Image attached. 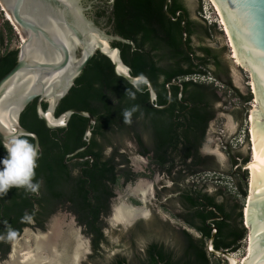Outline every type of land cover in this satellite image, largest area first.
Wrapping results in <instances>:
<instances>
[{
  "label": "trees",
  "instance_id": "16d2710c",
  "mask_svg": "<svg viewBox=\"0 0 264 264\" xmlns=\"http://www.w3.org/2000/svg\"><path fill=\"white\" fill-rule=\"evenodd\" d=\"M90 1L95 22L110 27L109 33L130 42H112V46L121 50L132 76H146L152 82L157 93L155 105L168 104L169 90L172 101L166 109H155L146 85L134 87L118 77L112 62L97 52L56 110V116L70 109L87 111L96 120L92 125L90 145L78 153L79 158L91 155L93 162H76L75 167L67 166L64 161L67 155L87 146L84 137L88 118L73 115L67 129L51 130L38 118L35 102L29 104L21 117V125L35 132L40 140L41 154L34 178V183L39 181L40 184L38 204L42 212L36 218L39 226L43 227L52 206L69 202L71 210L88 229L85 232L92 238L94 258L101 262L98 264H134L121 254L105 261L101 245H108V237L103 231L105 224L100 215L108 211V200L113 196L110 185L135 177L130 158L121 152L124 141L135 138L141 154H151L152 163L163 169L168 179L179 184L175 191L179 193L180 218L194 225L200 234L197 238L185 230L180 231L176 239L164 245V249L155 243L149 244L142 256L134 255L135 264H228L223 258L209 253L206 245L214 227L217 228L215 250L237 252L246 240L248 232L243 210L248 173L242 168L249 162V156L228 145L226 154L230 158V170L221 173L219 166L213 164V169L206 171L229 177L236 193L220 189L216 194H210L206 186L198 182L205 172L199 167L209 161L201 156L200 150L210 123L218 113L216 106L228 92L231 93L228 102L232 99L239 102L240 107L236 110L241 124L247 118L253 95L234 86L226 58L229 48L225 45L214 47L210 42L223 35V31H219L216 23L209 25L202 17V0H197L200 18L192 17L187 0H171L167 10L176 20L165 14V0ZM15 37L13 26L8 20L3 21L0 27V80L17 64L19 48L10 49ZM202 78L213 81L202 82ZM179 84L183 86L182 90ZM42 107L46 109L47 103ZM133 108L136 110L132 112L130 123H125L123 112ZM58 134H63L60 143L54 140ZM24 139L34 144L32 138ZM247 142L249 136L246 133L245 144ZM110 145H113V151L107 157L105 151ZM80 166L86 168L74 175L72 169ZM190 176L193 183H187ZM87 182L94 192L93 199L88 196ZM219 197L223 199L219 201ZM31 207L32 203L24 197L8 209L21 214ZM17 220L9 221L8 227ZM24 226H28L27 220ZM131 249L135 251V248Z\"/></svg>",
  "mask_w": 264,
  "mask_h": 264
},
{
  "label": "water",
  "instance_id": "95a60500",
  "mask_svg": "<svg viewBox=\"0 0 264 264\" xmlns=\"http://www.w3.org/2000/svg\"><path fill=\"white\" fill-rule=\"evenodd\" d=\"M170 1L165 0L163 9L171 20H176L167 10ZM209 1L217 6L232 48L240 60L239 66L247 70L255 87V93L252 91L253 102L257 105L252 127L255 162L250 166L252 190L249 202L247 198L250 195V171L247 165L252 160L251 152L249 162L243 165L249 175L247 201L245 199L244 206L247 214L244 209L243 220L248 230V243L251 236V250L243 264H264V0ZM0 3L12 18L13 23H9L15 30H19L23 38L18 50L17 64L0 80V104L8 96L12 85H29L26 90L22 89L20 94L15 93L10 98L11 103H15V109L10 128L0 121L2 144L12 136L32 138L37 159L39 158V136L23 128L19 120L25 108L36 100L38 118L48 129H66L73 115L88 118L84 137L87 146L78 149L72 156L85 151L91 143L92 125L96 123L94 116L78 109H70L56 116V110L97 52L112 62L118 77L134 87L146 85L150 92V103L155 109L163 110L170 105V90L168 104L157 106V93L152 82L146 76L131 75V68L124 63L121 50L112 46V42H130L109 33L103 24L98 25L95 22L90 0H0ZM223 32L229 45V37L224 30ZM184 34L186 35L185 30ZM229 47L231 48L230 45ZM35 50L41 52L37 57H33ZM179 86L182 90L183 86ZM43 102L47 103L46 109L42 107ZM253 110L254 106L251 112ZM248 123L251 127L249 118ZM251 145L250 136V151ZM216 233L217 228L214 227L213 235L206 245L208 252L232 264L236 260L234 256L237 252L215 250L213 243ZM235 264H240L239 260Z\"/></svg>",
  "mask_w": 264,
  "mask_h": 264
},
{
  "label": "flooded vegetation",
  "instance_id": "af4514ba",
  "mask_svg": "<svg viewBox=\"0 0 264 264\" xmlns=\"http://www.w3.org/2000/svg\"><path fill=\"white\" fill-rule=\"evenodd\" d=\"M102 26L107 31L111 30L110 27H106L104 25ZM34 102L36 104V113H37V101L35 100L31 103H34ZM25 110L22 112L20 116V119H19L20 125H21V117L23 113L25 112ZM58 130H62V129H58ZM208 132H209V129H208ZM208 132H207V137H208ZM92 137L93 136H91V139ZM62 138H63V134H58V136H56L54 140L55 142L60 143ZM206 141H207V138H206ZM206 141L204 145L206 144ZM130 142L133 144L135 148L134 154L139 156L140 158H145L148 164L147 166H145V169L143 170V172L139 173L135 170L132 163H130L131 170L133 174L135 175V177L129 181L122 179L119 181L118 184L110 185V187L112 188L113 196H111L108 200L109 208H108L107 213H101L100 215V220L103 221L105 224V228L103 229V231H105L106 237H108L106 234V231H128V233L124 236L125 240L130 243V248H135L136 252L134 251L133 255H136L137 253V255H140V256H142L143 253L145 252V248L149 244H152V243L160 245L164 249V245L167 246L169 242L176 239L178 237L177 234L180 231L185 230L189 232L190 234H192L194 237L198 238L200 234L197 232L195 226L192 224L186 223L180 218V214L182 213V211H181L180 206L177 203V198L179 196V193L175 191L177 189V186H179V184L168 179V177L164 174V170L161 169L156 164L152 163L149 157L151 154L148 156H143L141 154L139 143L135 138L130 139ZM143 142L146 144L145 137L143 138ZM204 145L201 148L200 153L203 158L208 159L209 161L202 167H199V169L201 168V170L205 171L204 173H206V172H210L206 170L213 169L212 168L213 164H216L219 166V162L214 156L206 155L204 153L203 151ZM228 145L232 146L230 143H226V147H225L226 150H227ZM112 147L113 145H110L106 149L105 155L107 157L111 155L113 151ZM40 150H41V147H40ZM40 154L41 152H39V158L37 159L36 163H38L40 159ZM72 155L73 153L67 155L65 158L64 162L67 164V166L75 167L74 164L76 162L89 161L90 164H92L93 162V157L89 154L83 158H79L78 154L76 156H72ZM6 156H7V152L4 149L3 144L0 140V159L5 158ZM229 163H230V158L228 157V164ZM83 168H86V167L80 166L77 169H72L73 174L75 175L77 173H82ZM89 169H92V167L89 166ZM219 171L221 173L225 172V170L220 166H219ZM156 173L162 177V180L160 182L157 181L156 184H154V186L151 188L149 195L147 196V199L150 197L153 198L154 205H152L147 199L145 201L142 200V194L140 193L134 194L133 191H135L138 185L145 183L143 181H146V180H143V179H149L152 177V175H155ZM164 176L168 179V181H170L171 187H168L167 184H164ZM191 177L192 176L189 177V179L187 180V183L194 182V180H192ZM89 185L90 183L87 182L86 189L88 191V196L91 199H93L94 192L90 188ZM120 187L124 188L122 193L118 189ZM15 189H20V190L15 192ZM167 192H168V195H166ZM23 194H26V195L21 196ZM40 196L41 195H40L39 188L35 193L31 191H26L23 188H11L7 193L0 194V264H13L11 261H14V259L12 258L13 256H15V253L17 251L20 252L19 254L21 256L22 250L20 249L18 250V247H19L18 243L23 240V235L25 233L31 232V234H34V239H35V236L37 233H46L47 231H49L51 229L52 223L56 219H59L65 223H68L71 220V222L69 223L75 222V225L80 226L82 231H88L87 227L81 224V222L79 221V216L71 210V203L69 202H65V204H59L58 206H52L50 209L51 213L46 218V221L44 222L43 227L39 226L36 218H39L42 212L38 204V201L40 200ZM164 196L167 201L166 203L164 202L165 200ZM24 197H26V199L30 203H32V207L27 209L26 211H23V213L21 214L10 212L8 207L15 201L17 202L22 201ZM122 199L130 200V206H132L133 208H137V209H145L146 212L132 219L130 222H126V223L117 222L114 219V216L116 213L115 211L121 205L120 202ZM168 203L169 204L173 203L171 205L173 208L172 207L170 208L174 210L175 214H173L171 211H169V208H167ZM164 209L171 214L173 219L164 218ZM62 211H65L66 213L63 218L59 217ZM12 219H18V220L12 227H8V223ZM25 220L28 221V226H24ZM173 220H176L177 222H174ZM208 222H212V221L208 220ZM69 223L68 225L64 227L60 225L61 230L66 231V232H63L64 235L62 234L60 241L62 245L61 247L68 249L67 255L71 254L70 253L71 248H72L71 240L73 238L71 235L72 230H71V227L69 226L70 225ZM67 231H70V233H68ZM88 237L90 238L91 254L89 256V262L86 261L83 264H98V260L94 258L95 253L93 251L92 238L90 236ZM107 246L110 247L109 241H108V245L106 246L101 245V249L103 252L105 250L104 248ZM115 250L117 249L114 248V251ZM84 253L82 254V257ZM116 255L117 254H114L113 257H115ZM113 257H111V259ZM134 258L135 257L133 256L132 260L134 261V264H135L136 260Z\"/></svg>",
  "mask_w": 264,
  "mask_h": 264
},
{
  "label": "rangeland",
  "instance_id": "374dc122",
  "mask_svg": "<svg viewBox=\"0 0 264 264\" xmlns=\"http://www.w3.org/2000/svg\"><path fill=\"white\" fill-rule=\"evenodd\" d=\"M187 3H188L189 11H190L192 17L200 18L199 14H198L199 7H200L199 2L197 0H187ZM1 9H2V7L0 6V27L2 26L3 21L7 20L5 17L4 11ZM201 14H202V17L206 19V21L209 25L216 23L219 31H223V27L220 24L219 14L216 11V8H214V6L210 3L209 0H202ZM13 30L15 32L16 37L12 41L10 49H16L18 46V43L16 42L18 39V36L16 34L14 27H13ZM210 42H211L212 46H214V47L225 45L229 48V55H227L226 58L229 60L231 79L233 81L234 86L237 87L243 93H247L248 91L252 93L253 90H252V87L250 85L251 80L249 79V74H248L246 69L240 68L239 62L234 58L233 53H231V49L228 45L225 33L223 32V35H221V36L218 35L214 40L212 39ZM200 80L202 82H205V81L206 82H212L213 81L212 79H203V78ZM215 84L217 86H219L221 89H223V86L220 85L219 83L216 82ZM219 94L223 96L222 92H219ZM228 96L229 97L231 96L230 92H228V95L223 98V101L221 103L217 104V106H216L218 113L216 115L215 120H213L210 123L207 141H206V144L204 145V148H203L204 153L206 155L214 156L217 159V161L219 162V166L222 167L225 171L230 170V166L228 164V156L226 154V149H225L226 143H230L232 145L233 149H235V150L240 149L241 152L245 156H249V158H250V152H251L249 150V143L247 142L245 144V138H246V133H247L249 136V139H250L251 127L248 123V118L250 117V121H251L252 116H250V114L248 113L247 118L245 120H243V122L241 124L240 119L237 118L238 110H236V109H239V107H240L239 102L236 99H232L230 102H228ZM252 106H255L253 101L250 103L249 112H251ZM121 152L123 154L127 155L131 159V163L137 172H139V173L143 172V170L145 169V166H147L148 162L146 161L145 158H140L139 156L134 154L135 148L129 140L124 141V146L122 147ZM242 169L244 170V168H242ZM248 177H249V175H248ZM143 180H146L143 182L149 184L152 188L154 186V184H156L157 181L160 182L162 180V177L156 173L155 175H152L151 178L143 179ZM198 182L203 183V185L206 186V190L210 194H216V192L220 189H222L225 192L231 191L232 194L236 193L235 188L233 187L232 180L225 175L223 176V175H219V174L206 172L199 177ZM164 184H167L168 187H171L170 181H168V179L165 176H164ZM118 189L120 190L121 193L124 190L123 187H120ZM247 189H248V182H247ZM166 195H168V192L166 193ZM164 199H165V196H164ZM222 199H223L222 197H219V201H221ZM238 199L243 201L241 198H238ZM147 200L150 202V204L154 205V201H153L152 197L148 198ZM164 202L165 203L167 202L166 199L164 200ZM120 204L130 206V200L122 199ZM172 204L173 203H171V204L168 203L167 208H169V211H171L173 214H175L174 210L170 208V207H172L171 206ZM244 204H245V200H244ZM65 214H66L65 211H62L61 214L59 215V217L63 218ZM164 218H170V219L172 218L173 219L171 214L169 212H167L165 209H164ZM57 220L59 221V224L62 227L68 225V223L71 222V220L68 223H65L59 219H57ZM173 221L177 222L176 220H173ZM61 222H62V224H61ZM69 224H70L69 226L71 227V230H72L71 235L73 237L71 240V244H72V248L70 251L71 254L67 255L68 249H65V254L63 257L62 264H73L71 261L72 260L71 256H73V252H74V249L76 246V242L79 239L81 240V242L84 245V252L85 253H84L83 257L80 259V262L78 264H83L86 261L89 262V256L91 254V252H90V238L88 237V235L86 234L85 231H82L80 226L75 225V222H72ZM244 226H245V223H244ZM245 228L247 229L246 226H245ZM62 232H66V231H62ZM67 232L70 233V231H67ZM247 232H248V230H247ZM127 233H128V231H106V234H107L108 239H109L108 241H109L110 247L107 246L104 248L105 250H104L103 254L105 257V261L110 260L111 257L114 256V254H121L122 256H125L130 261H132L133 256H134L133 255L134 251H132V249L128 245L127 241L125 240L124 236ZM38 234H40V233H37L36 235H38ZM34 242H35L34 234H31V232L25 233L23 235V240L18 243V245H19L18 250L19 249L22 250L21 253L23 254V253L27 252L28 250L34 248ZM247 246H248V243L245 240L242 244L241 249L237 251L235 256L239 259V261H241V259H243V257L246 258L247 254H248ZM114 248L117 250L114 251ZM103 262H104V260H103ZM98 263H101V262L98 261Z\"/></svg>",
  "mask_w": 264,
  "mask_h": 264
},
{
  "label": "bare ground",
  "instance_id": "6f19581e",
  "mask_svg": "<svg viewBox=\"0 0 264 264\" xmlns=\"http://www.w3.org/2000/svg\"><path fill=\"white\" fill-rule=\"evenodd\" d=\"M0 6L2 7L1 3ZM214 8H216V11L219 14V18H220V24L223 27V30L227 33L228 37L229 34L227 32L226 26L224 24V21L222 19V16L217 8L216 5H213ZM4 11V13H6V19L8 21H12V18L10 17V15L5 11V9L2 7V9ZM16 31L19 32V30L16 28ZM21 35V34H20ZM229 41V45L231 46V50L233 51V55L234 58L239 62L240 64V60L236 55V52L234 51V48H232V42L230 41V37L228 39ZM107 46V43L105 44ZM69 49L71 47H68ZM41 52L39 50H35L33 57H37L38 55H40ZM114 57V55L112 56ZM34 78V76H32ZM252 90L255 93V87H254V83L251 81L250 83ZM29 87V85L24 86V85H12V87L9 90V94L8 96L5 98V100L0 104V121L8 128L11 127V119H12V115L14 113V109H15V103H11L12 101H10V98L14 96L15 93L20 94L23 90H26ZM20 97H18L19 99ZM254 103V102H253ZM255 104V103H254ZM256 106V107H255ZM254 106V110L251 112V156H252V160L248 163L247 168L250 171V195L247 198L248 202L250 201V196H251V190H252V173H251V169L250 166L252 163L255 162V151H254V144H253V137H252V127L254 124V112L257 109V105L255 104ZM250 120V117H249ZM230 123V122H229ZM151 191V186L148 185L147 183H142L140 185L137 186V188L135 189L134 194H142V200L145 201L147 199L148 194ZM246 199V201H247ZM118 207V206H117ZM245 209V214H247V208ZM115 216L114 219L117 222H121V223H126V222H130L132 219L136 218L137 216L144 214L146 211L145 209H137V208H133L132 206H126V205H121L117 208V210L115 211ZM128 225V224H127ZM63 232L61 230V226L59 224V221L56 219L52 225H51V229L49 231H47L46 233H40L38 235L35 236V242H34V248L28 250L27 252L21 254L20 256V252H16L15 256H13L12 259H14V261H11L13 264H62L63 261V257L65 254V248L61 247V236H62ZM64 235V234H63ZM64 237V236H63ZM77 240V239H76ZM248 243V241H247ZM247 250H248V254L250 255V250H251V236H250V241L248 243L247 246ZM84 253V245L81 242V240H77L76 242V246L73 252V256L72 257V263L73 264H77L79 262V260L82 257V254ZM236 260H234L232 262V264L237 263V260H239L236 256H234ZM247 257V256H246ZM11 259V260H12ZM246 258L243 257V259H241L240 264L245 263ZM65 260V259H64ZM249 260V258H248ZM247 260V261H248ZM64 263V262H63Z\"/></svg>",
  "mask_w": 264,
  "mask_h": 264
},
{
  "label": "clouds",
  "instance_id": "9594fccd",
  "mask_svg": "<svg viewBox=\"0 0 264 264\" xmlns=\"http://www.w3.org/2000/svg\"><path fill=\"white\" fill-rule=\"evenodd\" d=\"M125 110L123 118L125 123H130L132 112ZM7 156L0 159V194L7 193L11 188H23L35 193L40 184L33 182L37 167V152L29 140L12 136L3 144Z\"/></svg>",
  "mask_w": 264,
  "mask_h": 264
},
{
  "label": "built area",
  "instance_id": "2783aa9c",
  "mask_svg": "<svg viewBox=\"0 0 264 264\" xmlns=\"http://www.w3.org/2000/svg\"><path fill=\"white\" fill-rule=\"evenodd\" d=\"M3 12V11H2ZM5 16H6V14H5ZM16 31V30H15ZM16 34H17V36H18V39H17V43H18V46H17V49L22 45V43H23V38H22V36L18 33V31H16Z\"/></svg>",
  "mask_w": 264,
  "mask_h": 264
},
{
  "label": "snow or ice",
  "instance_id": "6c2138e0",
  "mask_svg": "<svg viewBox=\"0 0 264 264\" xmlns=\"http://www.w3.org/2000/svg\"><path fill=\"white\" fill-rule=\"evenodd\" d=\"M262 147H264V145H262Z\"/></svg>",
  "mask_w": 264,
  "mask_h": 264
}]
</instances>
